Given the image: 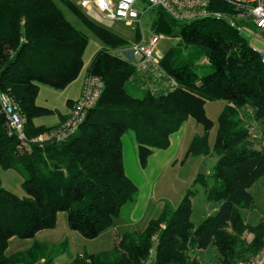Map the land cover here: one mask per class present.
Instances as JSON below:
<instances>
[{
	"label": "trees",
	"instance_id": "trees-1",
	"mask_svg": "<svg viewBox=\"0 0 264 264\" xmlns=\"http://www.w3.org/2000/svg\"><path fill=\"white\" fill-rule=\"evenodd\" d=\"M60 1L104 44L85 68V74L102 78V89L77 130L65 139L28 140L18 146L14 135L5 131L0 108V168L16 171L22 187V194L15 195L0 186V264H30L39 257L47 263L51 257L46 243L33 241L10 254L4 250L10 236L30 238L39 229L53 227L57 211L66 213L68 229L83 238H95L113 224L122 204L136 191L122 164L120 136L126 130L144 165L152 149L169 144V135L191 117L203 129L191 136L185 153L207 154L211 121L203 104L211 100L223 103L211 146L216 154L209 174L212 182H203L205 198L217 201L214 211L193 225V193L188 189L174 209L164 205L141 230L115 238L110 249L78 253L63 264H141L153 233V264H204L189 253L209 244L217 253L215 264H230L264 246V220L252 224L239 213V208L250 206L251 186L264 177V142L255 145L248 131L251 118L264 125V65L243 32L223 16L209 13L178 21L159 7L148 8L153 34L179 37L192 48L193 57L204 56L210 66L208 73L197 75L190 58L175 60L170 50L165 51L159 65L176 86L155 93L136 85L135 64L114 51L126 42L122 37L87 20L71 0ZM207 7L232 11L221 0H209ZM63 15L55 0H0V91L23 114L28 139L57 124L36 123L41 113L51 111L36 105L38 83L63 88L82 67L88 39ZM134 85L138 94L130 90Z\"/></svg>",
	"mask_w": 264,
	"mask_h": 264
},
{
	"label": "rangeland",
	"instance_id": "rangeland-1",
	"mask_svg": "<svg viewBox=\"0 0 264 264\" xmlns=\"http://www.w3.org/2000/svg\"><path fill=\"white\" fill-rule=\"evenodd\" d=\"M55 3L64 14V18L72 26L82 30L88 41H86L82 51L83 54H81L82 67L75 79L68 82L63 88L49 87L44 83H38L35 102L37 105L49 107L51 111L41 113L35 120L38 124L46 126L58 123L60 115L66 117L69 111V109L67 110L66 98H70V94L74 93L75 97L73 99L76 100L80 94L78 88L71 89V85L82 77L85 68L89 66L92 56L99 47L101 48L104 45L101 43L100 38L89 29V26L76 14L72 13V10L63 1L55 0ZM72 4L74 5L75 3L72 2ZM134 6L141 10L145 6V1L136 0ZM78 9L87 20L97 23L101 28L103 27L113 32L114 35L122 37L126 42L136 37L147 38L155 35L149 27L151 10L146 9V11L142 12L139 23H128L127 25L120 20L112 21L99 17L98 13L92 10H85V8L81 7H78ZM243 25L247 43L260 48V42L256 38L260 33L250 22ZM156 36L155 54L160 56L165 51L170 50L169 53L175 60L190 58L192 62L189 65L195 74L201 75L209 72L210 66L206 58L204 56L193 57L190 53L192 48L179 42V37L165 35L164 33H156ZM117 53L120 54L119 51ZM130 90L133 94H138L139 92L135 85L131 86ZM222 104L221 100L206 101L203 104L204 112L211 121V128L207 131V144L209 146L207 154L192 155L185 153L191 136L193 134L199 135L203 129L191 117H187L180 124L179 129L169 135V144L160 149H152L145 159L144 165L139 164L135 155L136 144L133 141L131 131L126 130L123 132L120 136L122 164L126 176L131 179L132 183H135V197L122 204L120 212L113 217V224L102 229L95 238H83L75 230L68 229L65 221L66 213L57 211L54 226L48 228L47 232H45L48 233L45 238L50 240L47 245V252H49L51 257L45 264H63L78 253H97L101 250L110 249L115 238L121 236L124 232L141 230L147 224L149 218L155 217L164 205L174 209L181 196L184 195L183 193L188 189L193 193L190 196L192 207L190 220L193 221V225L201 222L206 214L212 213L217 207V201L205 198L203 182L206 184L212 182L209 174L216 154L212 153L211 146L212 142H214V133L217 127L216 116ZM248 131L250 137L254 138L252 141L255 145L263 144L264 138L261 135H264V125L260 121L249 119ZM18 175L16 171L14 172L10 168H0V185L8 188L15 195L22 194ZM196 175L201 177V181L195 179ZM250 191L252 193L250 206L239 208V213L241 218L254 224L257 220H264V177L257 180L251 186ZM162 225L163 223L159 224V228ZM25 241L23 238L12 236L10 242H8V247H13L16 243H20L23 246ZM63 241L64 243H62ZM214 248L212 244H209L203 249L197 248L190 251L189 255L194 254L200 257L204 264H215L217 253Z\"/></svg>",
	"mask_w": 264,
	"mask_h": 264
},
{
	"label": "built area",
	"instance_id": "built-area-1",
	"mask_svg": "<svg viewBox=\"0 0 264 264\" xmlns=\"http://www.w3.org/2000/svg\"><path fill=\"white\" fill-rule=\"evenodd\" d=\"M78 7L85 10H92L98 13L99 17L110 19L112 21L120 20L128 23H139L142 12L148 8L159 7L165 10V13L171 17L181 20L194 19L209 13L215 16H223L229 20V24L237 27L246 37L243 24L250 22L257 29L260 35L261 47L253 46L260 59V64L264 65V0H221L231 6L229 13L211 11L207 5L209 0H142L145 6L138 10L134 6L136 0H71ZM139 1V0H138ZM156 34L150 37H137L136 39L125 42L117 47L120 55L127 61L134 63V80L136 85L150 92H164L174 89L176 81L172 76L167 75L159 65V55L155 54ZM81 81L78 98L73 100L71 107L65 117L52 129L45 134L35 135L28 139L23 133L25 123L23 114L20 112L17 104L9 98V95L0 91V108L5 121V131L17 140L18 146H25L28 140L40 141L43 138L65 139L68 135L77 130L79 123L84 119L87 109L91 108L98 98L102 89V78L94 74H84ZM156 235L150 238V246L144 257L140 260L141 264H153V244ZM164 264H175L174 262ZM178 264V263H177ZM226 264V263H222ZM230 264H264V246L260 247L255 253L243 258L237 259Z\"/></svg>",
	"mask_w": 264,
	"mask_h": 264
},
{
	"label": "crops",
	"instance_id": "crops-1",
	"mask_svg": "<svg viewBox=\"0 0 264 264\" xmlns=\"http://www.w3.org/2000/svg\"><path fill=\"white\" fill-rule=\"evenodd\" d=\"M84 74H85V71H84V73L82 74V77H80V78H78L77 79V81L74 83V84H72L71 85V89H77L78 88V92H79V89H80V84H81V81H83V76H84ZM70 84V83H69ZM77 92V91H76ZM73 97H75V94L73 93V94H70V98H66V105L68 106L67 107V110L71 107L70 105L72 104V102H73ZM37 105V104H36ZM223 105V104H222ZM67 113V112H66ZM66 115V114H65ZM61 118H65V116H59V119H60V121H61ZM59 122V121H58ZM37 123V122H36ZM56 124V123H55ZM37 125H39L38 123H37ZM54 125V124H53ZM53 125H50V126H53ZM47 126H49V125H47ZM45 132L46 131H44V132H41L40 134H45ZM1 186V185H0ZM4 187V186H3ZM48 228H44V229H42V230H37V231H35L34 233H33V235L30 237V238H27V237H25V238H23V240H26L25 242H24V244H23V246H21V244L20 243H16L15 244V246H13V247H8V242H10V240H11V238H12V236H10L9 238H8V242H7V244H6V247H5V250H4V254H10V253H15V252H17L18 250H22V249H25V248H28V247H30L31 246V243L33 242V241H38V242H41V243H46L47 245H48V243H49V239H47V238H45V235L46 234H48V233H45V232H47L46 230H47ZM13 264H28V263H25V262H18V263H13ZM30 264H42V259L39 257V258H37L36 260H34L32 263H30Z\"/></svg>",
	"mask_w": 264,
	"mask_h": 264
}]
</instances>
